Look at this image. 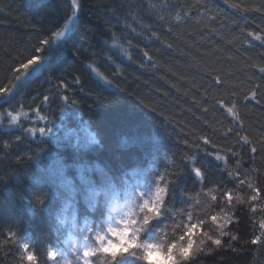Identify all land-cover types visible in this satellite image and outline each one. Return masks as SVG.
Returning a JSON list of instances; mask_svg holds the SVG:
<instances>
[{"label":"snow or ice","instance_id":"6c2138e0","mask_svg":"<svg viewBox=\"0 0 264 264\" xmlns=\"http://www.w3.org/2000/svg\"><path fill=\"white\" fill-rule=\"evenodd\" d=\"M28 2L33 8L55 11L49 7L52 0ZM210 3L213 0H62V20L47 35H41L22 11V0H13L8 6L10 13H18L17 18L25 21V30L31 35L21 48L13 46L11 37L7 46L0 44V55L7 59L0 97L10 96L18 82L26 83L60 63L67 41L82 22L85 34L72 51L82 68L61 72L55 83L51 75L47 76L49 87L27 105L0 107V120L6 117L7 124L20 125L21 117L28 121L24 132L35 145L33 151L15 157L17 162H23L22 157L35 162L25 216L43 220L58 233L67 229L68 235L62 247L48 246L41 254L30 243H20L18 231L10 226L6 234L0 231V251L18 244L19 264H204L221 253H231L237 259L252 256L255 264V254L264 251V51L257 60L247 51L242 54L253 72L245 77L239 91L236 85H226L219 74L211 76L209 88L220 92L223 87L224 94L213 97L205 89L202 130L176 143L178 147L167 157L168 166L163 171L153 174L152 168L143 170L136 162L156 142L150 133L135 124L131 137L113 148L109 129L130 123L120 116L104 117L107 106L120 97L131 98L138 108L150 109V115H159L155 107L134 96L137 89L131 88L127 68L135 65L143 70L150 65L158 69L147 45H141L145 40H155L173 50L172 43L161 40V33L174 35L175 28L194 16H207L209 22L225 18L221 30L228 25L239 28L238 36L227 43L234 44L243 37L240 43L246 50L257 43L264 49V0H222L232 13L218 4L210 7ZM85 15L87 22L83 21ZM195 22L207 27L201 19ZM210 31L215 34L220 30ZM209 100L210 106L206 103ZM56 111L59 116L53 115ZM256 111L260 116L253 119ZM210 112L219 113L223 120L207 118ZM68 116L80 125L73 144L66 142L67 134H58L63 122L57 124V119ZM162 119L166 127L168 118ZM20 139H0V146L8 149ZM197 150L219 162L228 182L205 183L204 170L191 163ZM90 153L100 162L80 159ZM182 161L189 162L201 181L197 195L209 201L203 213L191 210L199 208L200 201L192 203L188 193L183 208L169 207L170 184L184 170ZM73 170L74 175H70ZM6 175L12 172L0 175V181ZM146 175L153 180L149 190L140 183ZM81 201L89 210H103L102 223L81 220ZM166 211L171 219H165L151 241L143 239L146 229ZM170 220L176 222L171 225V237L165 238ZM224 262L227 258L221 256L214 264Z\"/></svg>","mask_w":264,"mask_h":264},{"label":"trees","instance_id":"16d2710c","mask_svg":"<svg viewBox=\"0 0 264 264\" xmlns=\"http://www.w3.org/2000/svg\"><path fill=\"white\" fill-rule=\"evenodd\" d=\"M16 2L19 3V0ZM12 3L13 0H0V8L3 9L0 11V44L7 46L11 37L13 46L21 48L28 43L31 33L25 30V21L17 18L18 13L14 11L10 13L8 6ZM61 3L62 0H52L49 7L55 11H45L31 7L28 0H22L21 8L31 17V21L36 25L39 33L47 35L51 28L63 18L65 9L60 6ZM216 4L226 13L233 12L232 9L223 5L222 0H213L209 6L214 7ZM196 19H201V23L207 27L197 24ZM83 21L87 22V15L83 17ZM259 22L257 19L256 23ZM222 24H226L225 18L209 22L207 16H194L189 23H182L175 28L174 35L166 32L161 33V40L172 43L173 50H168L160 41L155 40L151 42L145 40L141 45L142 47L147 45L148 50L154 56V62L159 65L158 69L150 65L143 70L135 65L127 68V72L130 73L129 80L132 82L131 88L137 89L134 96L143 98L145 103L155 107L159 115H150L148 114L150 109L138 108L131 98L120 97L107 106L104 117L120 116L130 123L129 126L116 125L109 129L113 148L131 137L136 130L135 124L140 125L141 131L150 133L155 139L156 142L149 145L144 150L143 156L136 161L143 170L150 167L153 169V174L163 171L168 166L167 157L172 155L175 151L174 148L178 147L176 143L185 138L190 139L193 133H199L202 130L201 123L206 118L201 114V109L205 106L203 92L205 89H209L213 97L224 94L223 87L220 92L209 88L211 76L219 74L221 79L225 80L226 85H236L235 90L239 91L244 87L245 77L252 75L253 70L250 63H246L242 54L247 51L248 56L257 60L259 53L264 49H261L257 43L254 48L246 50V47H242L240 43L243 37H240V40L234 44L227 43L234 36H238L239 28L228 25L221 30ZM213 28L220 31L214 34L210 31ZM153 30L155 31V29ZM84 34L85 29L82 22L75 28L71 38L67 41L65 55L61 62L55 65L50 72L34 76L26 83L18 82V87L13 89L10 96L0 97V107L7 108L18 103L27 105L32 97L38 99L49 87L47 76L51 75L54 78L53 83H55V78L59 77L61 72L67 74L69 68H82L80 62L73 57L72 51L81 44L80 37ZM6 63V57L0 55V79L3 78ZM206 103L210 106L212 101L209 100ZM53 115L59 116V112H53ZM259 116L260 112L256 111L253 114V119ZM162 117L168 118L169 122L166 127ZM213 117L217 121L223 120V116L219 113L210 112L207 114V118ZM84 118L87 119V115ZM21 121L20 125H9L6 123V117L4 120H0V139L11 140L14 136L21 137L19 141H14L8 149L0 146V175L12 172V175H6L0 181V231H4L6 234L7 228L14 226L21 238L20 243L28 242L37 253L43 254L48 246L62 247L68 230L64 229L63 232L58 233L53 231L43 220H31L25 216V208L30 206L29 201L32 196L30 182L35 171V162L23 159V157V162H17L15 157L33 151L35 145L32 138L24 132L28 121L24 117H21ZM56 122L57 124L63 122L58 134L62 136L67 134L66 142L68 144L75 143L77 135L80 134L79 123L70 116L61 117ZM224 124L226 125L227 121H224ZM218 142L223 143L219 140ZM67 151H71V149L69 148ZM80 159L88 163L100 162L93 153L86 154ZM191 163L204 170L205 183L228 182L226 174L219 167V162L206 152L197 150L196 157ZM182 166L184 170L170 184V195L167 201L169 207L183 208L188 203V198L185 195L188 193L193 197L192 203H195L196 200L200 201L199 208L191 210L203 213L207 211L209 201L205 196L197 195L201 181L195 177L189 162L182 161ZM70 175H74V170ZM140 182L148 183V187L151 189L152 176H143ZM43 190L47 191V188ZM21 196H24L25 199L21 200ZM102 212V209L99 211L89 210L81 201L79 212L81 220L87 218L98 225L102 223ZM166 218L171 219L170 213L167 211L164 217L152 222V225L142 234V238L151 241L157 234L156 230L161 227ZM179 219L178 217L177 220ZM256 219L259 220L260 216L258 215ZM175 222L168 221L169 227L165 229V238L171 237L173 231L171 225ZM18 247V244H9L4 247L0 251V264H19V256L16 251ZM221 256L227 258V262L224 264H245V261L247 264H253L252 256H241L237 259L231 253H221L211 257L205 260L204 264H214L215 261L221 259ZM255 264H264V251L255 254Z\"/></svg>","mask_w":264,"mask_h":264},{"label":"rangeland","instance_id":"374dc122","mask_svg":"<svg viewBox=\"0 0 264 264\" xmlns=\"http://www.w3.org/2000/svg\"><path fill=\"white\" fill-rule=\"evenodd\" d=\"M1 100V99H0ZM143 177V176H142ZM141 183V182H140ZM143 185V187L145 188V190H149V187H148V183L145 184V182L141 183ZM118 219V217H117Z\"/></svg>","mask_w":264,"mask_h":264}]
</instances>
